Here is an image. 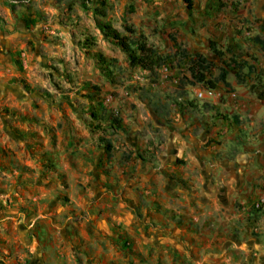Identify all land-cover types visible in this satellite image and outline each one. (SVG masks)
<instances>
[{
  "label": "rangeland",
  "instance_id": "1",
  "mask_svg": "<svg viewBox=\"0 0 264 264\" xmlns=\"http://www.w3.org/2000/svg\"><path fill=\"white\" fill-rule=\"evenodd\" d=\"M102 1L0 0V264H264V0Z\"/></svg>",
  "mask_w": 264,
  "mask_h": 264
},
{
  "label": "trees",
  "instance_id": "2",
  "mask_svg": "<svg viewBox=\"0 0 264 264\" xmlns=\"http://www.w3.org/2000/svg\"><path fill=\"white\" fill-rule=\"evenodd\" d=\"M97 6L92 7V11L101 17L104 16V2L102 0H95ZM185 9L188 11L192 9L194 0H181ZM87 3H91V0H82L79 2L81 7L87 8ZM96 25L104 36L112 39L118 47L127 54L128 60L131 65H137L142 69L151 71L156 64L158 56L155 55V51L150 44H147L142 34H139L136 38H129L120 36L119 33L114 30L108 23L97 21ZM257 42H262L258 37L254 38ZM207 47L213 55L219 58L221 66L219 68L218 76L213 80L206 79V71L212 65L211 61L207 60L202 55H197L194 60L191 61L188 71L190 77L195 82L207 83L209 89H213L217 81L226 83L225 74L226 70L230 67H236L238 69L246 68L247 71H254L253 65L249 64L245 59L237 60L231 51L230 46H226L221 49L217 46L214 40H208ZM225 53H229V56H225ZM251 60L254 57L246 54ZM248 91L253 93L257 99H264V82L260 78L255 77L254 81L248 85ZM106 147H109V143L106 141Z\"/></svg>",
  "mask_w": 264,
  "mask_h": 264
},
{
  "label": "built area",
  "instance_id": "3",
  "mask_svg": "<svg viewBox=\"0 0 264 264\" xmlns=\"http://www.w3.org/2000/svg\"><path fill=\"white\" fill-rule=\"evenodd\" d=\"M206 95H208V96H211L212 94H213V90L212 89H208V90H206ZM196 95L198 96V97H203V94L200 92V91H197L196 92Z\"/></svg>",
  "mask_w": 264,
  "mask_h": 264
},
{
  "label": "crops",
  "instance_id": "4",
  "mask_svg": "<svg viewBox=\"0 0 264 264\" xmlns=\"http://www.w3.org/2000/svg\"><path fill=\"white\" fill-rule=\"evenodd\" d=\"M170 189H172V190H169V189H168V191L171 192L172 196H175V191H177V188H170ZM182 191H184V190H182ZM186 195H187V194H186ZM186 197H187V199H189V196H186ZM198 197H199V196H197L196 199H198ZM190 198H191V196H190ZM192 198H193V197H192Z\"/></svg>",
  "mask_w": 264,
  "mask_h": 264
}]
</instances>
